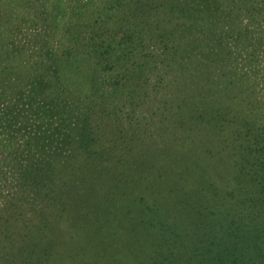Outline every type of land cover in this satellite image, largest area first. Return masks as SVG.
<instances>
[{
    "label": "trees",
    "instance_id": "obj_1",
    "mask_svg": "<svg viewBox=\"0 0 264 264\" xmlns=\"http://www.w3.org/2000/svg\"><path fill=\"white\" fill-rule=\"evenodd\" d=\"M100 5L0 0V264L115 202L176 203L158 264H264V0Z\"/></svg>",
    "mask_w": 264,
    "mask_h": 264
},
{
    "label": "rangeland",
    "instance_id": "obj_2",
    "mask_svg": "<svg viewBox=\"0 0 264 264\" xmlns=\"http://www.w3.org/2000/svg\"><path fill=\"white\" fill-rule=\"evenodd\" d=\"M94 1L101 4L100 7L104 2ZM172 150L165 143L150 148V151L158 152L169 164L173 161ZM170 166L174 167L173 164ZM164 193L168 197L171 195L169 192ZM121 198L127 200L128 196L125 194ZM116 203L82 211L80 222L78 219L67 232L56 234L59 244L55 250L60 249L55 251L51 264H158L160 256L157 249L163 248L170 241V236L164 235L160 226L164 218H167L175 221L172 229H176V203L162 204L160 208L144 211L141 215L139 208ZM143 216L157 224L144 222L146 220ZM175 235L176 231L172 237ZM170 245L176 248V243ZM171 246L167 247L170 249ZM166 254L164 251L163 255ZM168 260L173 264V258ZM17 261H24L21 254Z\"/></svg>",
    "mask_w": 264,
    "mask_h": 264
}]
</instances>
